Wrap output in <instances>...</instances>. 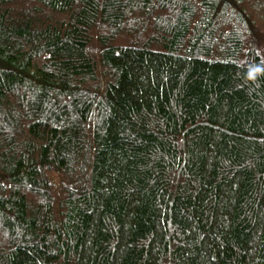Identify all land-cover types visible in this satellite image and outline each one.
<instances>
[{
	"label": "trees",
	"instance_id": "1",
	"mask_svg": "<svg viewBox=\"0 0 264 264\" xmlns=\"http://www.w3.org/2000/svg\"><path fill=\"white\" fill-rule=\"evenodd\" d=\"M0 264H264V0H0Z\"/></svg>",
	"mask_w": 264,
	"mask_h": 264
}]
</instances>
